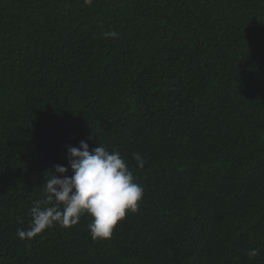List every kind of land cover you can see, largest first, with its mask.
Returning a JSON list of instances; mask_svg holds the SVG:
<instances>
[{
	"label": "trees",
	"instance_id": "1",
	"mask_svg": "<svg viewBox=\"0 0 264 264\" xmlns=\"http://www.w3.org/2000/svg\"><path fill=\"white\" fill-rule=\"evenodd\" d=\"M81 141L137 210L18 238ZM0 264H264V0H0Z\"/></svg>",
	"mask_w": 264,
	"mask_h": 264
},
{
	"label": "clouds",
	"instance_id": "2",
	"mask_svg": "<svg viewBox=\"0 0 264 264\" xmlns=\"http://www.w3.org/2000/svg\"><path fill=\"white\" fill-rule=\"evenodd\" d=\"M108 35H115L109 33ZM68 167L55 165V173H46L44 198L30 209L31 222L27 230L17 229L20 239H31L43 231L59 225L70 228L82 216L91 217L89 233L94 240L110 239L117 224L128 212H135L144 195V188L134 182L133 172L118 150L109 151L100 145L90 150L81 141L79 147H67ZM139 169L145 160L132 154ZM69 168L71 176L67 175ZM258 249L248 252L250 257Z\"/></svg>",
	"mask_w": 264,
	"mask_h": 264
}]
</instances>
